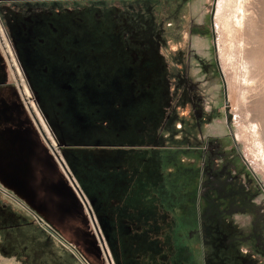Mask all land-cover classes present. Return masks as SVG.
Masks as SVG:
<instances>
[{
	"label": "rangeland",
	"instance_id": "rangeland-1",
	"mask_svg": "<svg viewBox=\"0 0 264 264\" xmlns=\"http://www.w3.org/2000/svg\"><path fill=\"white\" fill-rule=\"evenodd\" d=\"M0 22L10 108L34 117L59 170L45 187L0 179V264H264V0H0ZM145 130L173 190L132 155ZM63 140L111 179L67 168ZM30 223L37 242L7 233Z\"/></svg>",
	"mask_w": 264,
	"mask_h": 264
},
{
	"label": "crops",
	"instance_id": "crops-1",
	"mask_svg": "<svg viewBox=\"0 0 264 264\" xmlns=\"http://www.w3.org/2000/svg\"><path fill=\"white\" fill-rule=\"evenodd\" d=\"M10 24H13V23L10 22V23L2 24L0 22V25L6 26L8 30H11L9 28ZM17 34L21 36L19 33V30H17ZM56 70L57 68H54V72ZM10 72L11 70L9 69L8 63L6 62V60L0 53V78H1L0 89H2V94H1L2 96L0 97L1 109H3L4 107L10 108V105L15 103L14 102L15 94L13 92L15 86L13 85V82L10 81ZM68 78L71 79L69 76ZM33 79L35 80L36 83L39 84L38 86H40V88H52V90L50 91H53L54 88H57V87L61 89L68 88L69 90L73 88H76V89L83 88L77 82V80L76 82L71 81L70 83L60 85V81L43 80V79L39 80V79H36V77H34ZM4 90L11 91L10 93H13L14 95L12 97L9 95H5ZM60 93L61 92H59L58 95L57 93H50L49 95H46L47 98L42 99L44 101V106L47 111H50L48 110L49 107L50 109L52 108V110L59 109L57 107L60 104L58 103V100L51 99L49 97L51 96L57 97L61 95ZM10 102H12V104H10ZM51 102H56V103L51 104ZM17 110L19 111H13L10 108L9 110L0 112V173H1L0 179H1V182L4 184H8V186H14V185L21 186L22 190H24V188L27 185L31 186L32 188L35 187V185L45 187L46 182H48L49 184L51 182L49 178L50 171H54L57 173L59 171L58 165L55 162H53V160L51 159V157L53 156L52 154L53 150L51 146L48 144V142L46 141V138L41 132L40 127L37 125V123H35L36 121L34 117H32L30 113L25 111L23 107L17 108ZM57 114L59 115V113ZM65 118L67 119L69 123L71 120V117H69L68 115H65ZM60 119H62V117ZM144 134H145V137L149 136L148 142L136 143L132 145V155L135 158L137 157L136 159L138 160V162L145 164V168H144L145 174L147 172L149 175H151V177L154 180H156L155 183L158 184L159 187L162 186L161 189H163V186H164L166 188V191L173 190L170 188L168 184H165V183L163 184V178L165 176H166V179L169 178V169H168L169 160H167V157L166 158L164 157L165 145L161 143L162 140L158 141L159 137H156L157 141H155L156 143L154 144L153 143L154 142L153 133L147 132L145 130ZM69 146L70 144L67 143V141L65 140H63V144L60 145L61 147L60 151L63 152L64 161H67L69 165L67 167V165L65 164L67 168H71L70 163H69V156H70V160L72 161V164H74V162L76 161L75 162V167L77 168L76 171L78 170V166L76 165L78 161H79L78 163L80 164L81 168H84L82 166L86 165V168H87V172H85L86 179L88 176L89 177L92 176V172H93V176H96L98 178L99 183L100 182L105 183L106 181L111 179L112 169L108 167L106 170L105 165L99 164L97 163V161H93L91 157H93L95 154L83 153V152L78 154L75 152L74 154L76 158L73 159L72 157L73 155L71 154V149L69 148ZM113 148L114 146L112 144L107 143L105 146L102 147V150H98V151H103L101 154L103 158H105V155L108 156L107 160L105 161L106 163L110 162L111 154L108 151L112 150ZM76 149H78V147ZM80 149H83V148H80ZM120 150H117L118 155L115 158V161L118 162L119 164L121 163V159L119 156L120 155L119 152H121ZM63 168L65 169V167ZM93 169H95V171ZM118 169H121V168L118 166ZM66 170L67 169H65V171ZM121 170H119V172ZM84 171H85V168H84ZM96 171L98 172V175ZM176 171L177 169H174V171L172 172H174L177 178H179V173H177ZM107 172H111V174L107 175ZM161 193H162V196L167 200L166 202H168V200L170 199V197L168 196H170L171 193L170 192H161ZM163 205H164V202L162 203V206ZM168 205L169 204L166 203L165 204L166 208L162 207V209L164 210H166L167 208L169 209ZM156 208L158 209V207ZM171 214L172 213L170 214L166 213L167 216L165 218H168L169 215ZM31 224L32 223L28 224L27 226L26 225L21 226L20 228L13 229L11 231H8L7 233L9 232L11 233L16 230L25 231L28 234H32L33 236H35V239L37 242L38 239H37L36 234H38L40 231L37 229L35 230V226H32Z\"/></svg>",
	"mask_w": 264,
	"mask_h": 264
},
{
	"label": "water",
	"instance_id": "water-1",
	"mask_svg": "<svg viewBox=\"0 0 264 264\" xmlns=\"http://www.w3.org/2000/svg\"><path fill=\"white\" fill-rule=\"evenodd\" d=\"M213 11H214V8H213ZM212 15H213V12H212ZM100 240H101V242H102V246L104 247L105 255H106V257L108 258V261L110 262V258H109V255H108L107 251H106V248H105V246H104L103 240H102V239H100ZM110 263H111V262H110Z\"/></svg>",
	"mask_w": 264,
	"mask_h": 264
},
{
	"label": "flooded vegetation",
	"instance_id": "flooded-vegetation-1",
	"mask_svg": "<svg viewBox=\"0 0 264 264\" xmlns=\"http://www.w3.org/2000/svg\"><path fill=\"white\" fill-rule=\"evenodd\" d=\"M51 111H56V110H52V108H51ZM53 114H55V112H53Z\"/></svg>",
	"mask_w": 264,
	"mask_h": 264
}]
</instances>
